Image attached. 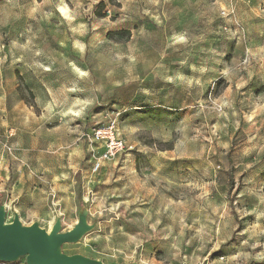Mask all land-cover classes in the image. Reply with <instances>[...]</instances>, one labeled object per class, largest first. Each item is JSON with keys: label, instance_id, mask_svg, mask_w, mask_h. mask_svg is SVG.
Returning a JSON list of instances; mask_svg holds the SVG:
<instances>
[{"label": "rangeland", "instance_id": "374dc122", "mask_svg": "<svg viewBox=\"0 0 264 264\" xmlns=\"http://www.w3.org/2000/svg\"><path fill=\"white\" fill-rule=\"evenodd\" d=\"M0 141L7 222L85 218L64 254L264 264V0H0Z\"/></svg>", "mask_w": 264, "mask_h": 264}, {"label": "water", "instance_id": "95a60500", "mask_svg": "<svg viewBox=\"0 0 264 264\" xmlns=\"http://www.w3.org/2000/svg\"><path fill=\"white\" fill-rule=\"evenodd\" d=\"M57 221L47 232L38 224L23 226L18 215L7 222V210L0 207V262L15 263L25 259L27 264H103L83 255H67L61 252L65 244L78 242L89 231L84 217L73 230L61 233Z\"/></svg>", "mask_w": 264, "mask_h": 264}, {"label": "built area", "instance_id": "2783aa9c", "mask_svg": "<svg viewBox=\"0 0 264 264\" xmlns=\"http://www.w3.org/2000/svg\"><path fill=\"white\" fill-rule=\"evenodd\" d=\"M93 142H97L103 148L101 156L94 162L93 172H97L103 162L110 160L117 156L120 152L124 150V143L117 135V129L114 124L107 126L101 129H98L94 132ZM1 146V141H0ZM0 264H27L25 259H21L15 263H2Z\"/></svg>", "mask_w": 264, "mask_h": 264}, {"label": "crops", "instance_id": "0c3cea01", "mask_svg": "<svg viewBox=\"0 0 264 264\" xmlns=\"http://www.w3.org/2000/svg\"><path fill=\"white\" fill-rule=\"evenodd\" d=\"M0 162H3L2 160H0ZM5 207H6V210H7V216L9 217V215H10V213H11V205L13 204V203H15L13 200H9V199H7V200H5ZM17 208V207H16Z\"/></svg>", "mask_w": 264, "mask_h": 264}, {"label": "bare ground", "instance_id": "6f19581e", "mask_svg": "<svg viewBox=\"0 0 264 264\" xmlns=\"http://www.w3.org/2000/svg\"><path fill=\"white\" fill-rule=\"evenodd\" d=\"M53 225V224H52ZM51 227V226H50Z\"/></svg>", "mask_w": 264, "mask_h": 264}, {"label": "trees", "instance_id": "16d2710c", "mask_svg": "<svg viewBox=\"0 0 264 264\" xmlns=\"http://www.w3.org/2000/svg\"><path fill=\"white\" fill-rule=\"evenodd\" d=\"M129 34V33H128Z\"/></svg>", "mask_w": 264, "mask_h": 264}]
</instances>
